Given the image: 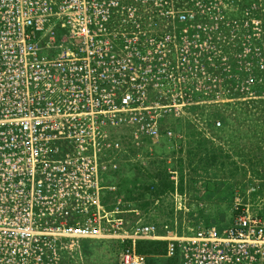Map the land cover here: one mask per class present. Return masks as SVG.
<instances>
[{"label": "built area", "instance_id": "obj_1", "mask_svg": "<svg viewBox=\"0 0 264 264\" xmlns=\"http://www.w3.org/2000/svg\"><path fill=\"white\" fill-rule=\"evenodd\" d=\"M263 11L261 0H0V264L110 234L127 244L118 264H145L135 248L147 241L179 264H264V180L234 191L226 227L187 238L118 196L123 158L174 140L164 114L208 105L218 73L233 72L220 43L237 45V74H264ZM167 171L177 218L187 198Z\"/></svg>", "mask_w": 264, "mask_h": 264}, {"label": "rangeland", "instance_id": "obj_2", "mask_svg": "<svg viewBox=\"0 0 264 264\" xmlns=\"http://www.w3.org/2000/svg\"><path fill=\"white\" fill-rule=\"evenodd\" d=\"M261 1L264 10V0ZM262 15L264 22V11ZM240 16L239 13L234 15L235 19ZM218 46L219 52L226 58L227 66L233 72L218 73L217 93L206 98L209 104L204 107L182 108L178 111L168 110L164 114L165 124L173 135H191L193 138L194 135L196 137L202 135L199 137L201 139L190 141L194 145L195 163L192 160V163L185 165L180 173L184 180H196L203 184L198 189L196 187L183 189L181 193L186 194L188 212L178 215L177 218L173 217V213L170 217H165L166 213L157 212L158 208L146 212L138 208L143 214L142 223H170L172 227L177 228L176 234L180 238L190 237L196 229L206 225L226 227L231 220L230 208L234 191L251 179L264 180V173L258 172L264 170V74L257 73L254 68L251 75L237 74L234 60L237 45L231 49L223 43ZM218 68L222 69V66L218 65ZM161 111L164 113L166 110H159L160 115ZM217 123L219 126H216ZM160 149L161 146L159 151ZM204 153H209L208 159ZM122 175L123 179L129 177L131 183L135 185L139 183L136 189L142 187L140 183L145 177L140 173L126 171L119 173L118 181L122 184L119 185L118 196L124 197L125 201L126 197L130 198L129 201H134L138 205L141 201L137 199V194L132 196L128 188L124 190L121 187L126 184L121 180ZM140 195L141 198L144 197L142 193ZM164 202L161 207H165L166 204L168 206L171 197H167ZM198 204H202L203 207L199 208ZM132 205L136 207L134 203ZM213 209L217 212L212 214ZM127 217L131 227L136 219L132 216ZM126 245L113 234L71 241L59 238L54 250L49 248L42 251H27L25 258L28 264H118ZM147 264L179 262L178 259L149 257Z\"/></svg>", "mask_w": 264, "mask_h": 264}, {"label": "crops", "instance_id": "obj_3", "mask_svg": "<svg viewBox=\"0 0 264 264\" xmlns=\"http://www.w3.org/2000/svg\"><path fill=\"white\" fill-rule=\"evenodd\" d=\"M199 137H202V135H194V138L191 135H176L175 139L170 141V142H166V141H161L160 143H152L150 141H145L143 148H141V150L147 155L148 151L151 150V155L146 156V158H143L142 162L140 161H136L134 159H132L131 154L130 156H126L125 158H123V163L125 166V170L127 173H140V175H142L143 177H145V179L141 180L142 183L143 182H147V183H152V184H156V186H158L159 182L158 181H163L164 178L162 176H158L154 173L158 172V168L161 167V170L163 173L164 171L168 172V169H173L176 170L177 173H179V171L183 170L185 165L191 164L192 160L195 163V160L193 159V156L195 155V150L194 145H192V143L190 141L195 140ZM201 139V138H199ZM189 140V141H188ZM188 142V143H187ZM159 146H161V149L159 151ZM184 149H183V148ZM158 148V149H157ZM182 149V150H181ZM209 153H204L203 155H208ZM202 155V156H203ZM203 162V158L201 159ZM144 163L145 166H141V164ZM121 171V172H123ZM181 174V173H180ZM167 175V180H169L168 178V174ZM181 179H183L182 175L180 176ZM134 178V177H132ZM185 178V177H184ZM179 178V186L180 189H191L193 188H201L203 183H200L199 181L196 180H181ZM120 180V178H119ZM121 180L126 183L123 186H121L124 190H126L125 188H128L127 190L130 191V194L132 196H134L135 194H138L140 191L138 189H136L139 185L138 184H134L131 183V179H123V175L121 177ZM138 181V180H136ZM139 182V181H138ZM168 183L170 184L171 181L169 180ZM122 184V183H121ZM172 184V183H171ZM205 184V183H204ZM130 185V186H129ZM172 189H174L173 185L171 186ZM122 189V192H123ZM182 192V191H181ZM173 193V190H170L168 192H166V194H164L163 199H160L157 206H154V202L152 204V206H150L149 209H157V212H161V214L166 213L165 217L168 216L170 217L172 213H174L173 211V203H172V199L171 202H169L168 206L166 204V206L161 207L163 205V203H165L164 201L167 200V197L169 198V196ZM144 198V197H142ZM142 198H138V199H142ZM132 203H134V205L139 208L137 206V203L132 201ZM140 209V208H139ZM196 212V211H193ZM217 210L213 209V211L211 212L216 213ZM198 214V213H197Z\"/></svg>", "mask_w": 264, "mask_h": 264}, {"label": "trees", "instance_id": "obj_4", "mask_svg": "<svg viewBox=\"0 0 264 264\" xmlns=\"http://www.w3.org/2000/svg\"><path fill=\"white\" fill-rule=\"evenodd\" d=\"M207 151H209V150H207ZM208 156H209V154L207 155V159H208ZM160 170H161V167L158 168V172H157L158 174H156V175L162 176L164 178V180L162 182L158 181L159 182L158 186H156L157 183L156 184L147 183V182L140 183L141 184L140 186H142V187H140L138 189L140 192L137 194V197L141 198L140 193H142L144 198H142V199L137 198L138 200L141 201V203H139L137 206L139 208H141L143 212H146L147 210H149L150 206H152L153 201L156 198L163 199L164 194H166V192L173 190L171 188V186L173 184L168 183L169 180H167V175H166L167 172L164 171V173H163V172H160ZM258 172H259V174H263L264 170L261 169ZM179 174H180V171H179ZM180 176H181V174L179 175V178L181 179ZM179 182H182V181H179ZM142 184H144V185H142ZM149 186L153 187L154 190L152 192H149ZM245 187H246V184L242 187H239L238 189L241 190V189H244ZM178 190H179V192L183 191V189L182 190L180 189V186H178ZM128 199H130V198H128ZM135 249H136L137 253L146 256V263L145 264H147V260L149 259V257H165L166 242H137ZM167 259H178V258L172 257V258H167Z\"/></svg>", "mask_w": 264, "mask_h": 264}]
</instances>
